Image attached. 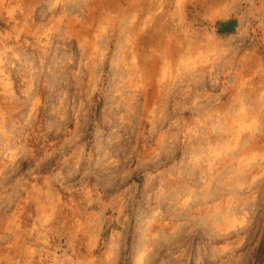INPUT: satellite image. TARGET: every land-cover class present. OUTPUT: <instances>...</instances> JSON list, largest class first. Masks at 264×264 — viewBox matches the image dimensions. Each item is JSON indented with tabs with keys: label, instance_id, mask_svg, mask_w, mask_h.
Returning a JSON list of instances; mask_svg holds the SVG:
<instances>
[{
	"label": "rangeland",
	"instance_id": "374dc122",
	"mask_svg": "<svg viewBox=\"0 0 264 264\" xmlns=\"http://www.w3.org/2000/svg\"><path fill=\"white\" fill-rule=\"evenodd\" d=\"M0 264H264V0H0Z\"/></svg>",
	"mask_w": 264,
	"mask_h": 264
}]
</instances>
